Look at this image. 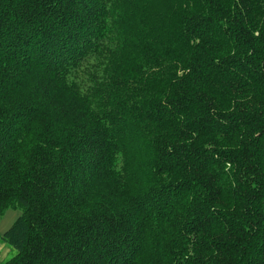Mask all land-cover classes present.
I'll return each mask as SVG.
<instances>
[{
    "label": "trees",
    "instance_id": "obj_1",
    "mask_svg": "<svg viewBox=\"0 0 264 264\" xmlns=\"http://www.w3.org/2000/svg\"><path fill=\"white\" fill-rule=\"evenodd\" d=\"M4 264H264V0H0Z\"/></svg>",
    "mask_w": 264,
    "mask_h": 264
},
{
    "label": "crops",
    "instance_id": "obj_2",
    "mask_svg": "<svg viewBox=\"0 0 264 264\" xmlns=\"http://www.w3.org/2000/svg\"><path fill=\"white\" fill-rule=\"evenodd\" d=\"M7 213L4 212L0 216V264H4L15 255L14 250L2 240V236L9 230L19 215Z\"/></svg>",
    "mask_w": 264,
    "mask_h": 264
},
{
    "label": "rangeland",
    "instance_id": "obj_3",
    "mask_svg": "<svg viewBox=\"0 0 264 264\" xmlns=\"http://www.w3.org/2000/svg\"><path fill=\"white\" fill-rule=\"evenodd\" d=\"M7 214H16V215H20V211L19 210H14V209H9Z\"/></svg>",
    "mask_w": 264,
    "mask_h": 264
}]
</instances>
